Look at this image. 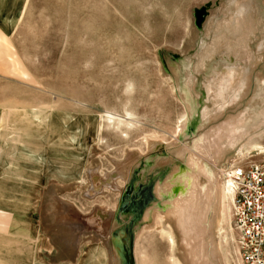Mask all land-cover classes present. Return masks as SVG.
Returning <instances> with one entry per match:
<instances>
[{
    "label": "rangeland",
    "instance_id": "374dc122",
    "mask_svg": "<svg viewBox=\"0 0 264 264\" xmlns=\"http://www.w3.org/2000/svg\"><path fill=\"white\" fill-rule=\"evenodd\" d=\"M203 135L218 168L264 161L238 156L264 147V0H0L2 226L32 215L95 264H122L124 247L135 264H190L152 208L157 185L198 172L187 161ZM211 209L191 263L235 264L231 242L211 246Z\"/></svg>",
    "mask_w": 264,
    "mask_h": 264
},
{
    "label": "bare ground",
    "instance_id": "6f19581e",
    "mask_svg": "<svg viewBox=\"0 0 264 264\" xmlns=\"http://www.w3.org/2000/svg\"><path fill=\"white\" fill-rule=\"evenodd\" d=\"M187 129V121H181L178 126V134L183 135L184 137H189L192 132H189ZM207 138L208 137L203 135L202 137L196 139L193 142V148L188 157L187 165H189L191 169L194 168L198 170V172H192L190 169L185 170L183 173L180 172L182 174V177H180L181 184L175 188H173L172 185L169 190H166L156 184L157 187L155 191L159 200L157 199V202L153 205L152 210L161 211L165 219L173 221L176 224V227H178L181 232V241L190 244L188 249L191 247L194 248V251H189L191 252L190 258L193 261L196 252L198 253L197 249L201 246V241H192L194 239L193 237H195V232L197 233L199 229L197 222L195 221V217L205 219L210 212V205H212L211 219L209 221V227L212 235V248H217L222 251L224 250L222 244L231 242L234 246L233 252L237 259V263L235 264H242L239 260L236 246L237 237L232 226L234 183L227 177V174H229L228 169H225L224 167L218 168L217 158L221 155V148L217 146V141L214 140V138L209 141ZM184 149L187 150L185 147ZM253 151H257L262 154L264 153V147L260 144H255L245 152H240L238 156L241 158ZM196 159H198V161H196ZM201 159L207 162L206 169H203L201 166L199 168L196 163L200 162ZM232 164L233 163H231L230 166ZM151 211L144 212L145 215L143 216V220L150 219ZM168 239L170 245L172 246L174 244L173 238L170 236ZM125 248L126 247H124L123 252L118 248V253L120 254V252H122L121 256L123 255L124 257H122V264H135L134 259L131 257L132 254L129 256V253ZM225 254L222 256V264H232L230 259ZM191 262L190 260L188 261V263L192 264Z\"/></svg>",
    "mask_w": 264,
    "mask_h": 264
},
{
    "label": "crops",
    "instance_id": "0c3cea01",
    "mask_svg": "<svg viewBox=\"0 0 264 264\" xmlns=\"http://www.w3.org/2000/svg\"><path fill=\"white\" fill-rule=\"evenodd\" d=\"M53 209L57 216L54 215L55 220L59 222L58 214L62 213L60 206ZM7 211L9 210L0 209L1 213ZM30 212L32 214L33 210ZM6 223L4 226L0 224V264H95L96 262L93 254L87 252V248L83 251L76 248L81 244L80 237L50 238L42 231L43 222H35L32 215L28 221L9 220Z\"/></svg>",
    "mask_w": 264,
    "mask_h": 264
},
{
    "label": "built area",
    "instance_id": "2783aa9c",
    "mask_svg": "<svg viewBox=\"0 0 264 264\" xmlns=\"http://www.w3.org/2000/svg\"><path fill=\"white\" fill-rule=\"evenodd\" d=\"M227 177L234 183L232 225L242 264H264V161L236 163Z\"/></svg>",
    "mask_w": 264,
    "mask_h": 264
},
{
    "label": "trees",
    "instance_id": "16d2710c",
    "mask_svg": "<svg viewBox=\"0 0 264 264\" xmlns=\"http://www.w3.org/2000/svg\"><path fill=\"white\" fill-rule=\"evenodd\" d=\"M149 192H150V190H147V194H143L142 195V199H144L143 201H142V204L145 202V200L149 197Z\"/></svg>",
    "mask_w": 264,
    "mask_h": 264
}]
</instances>
